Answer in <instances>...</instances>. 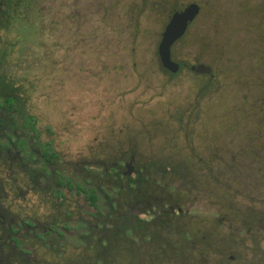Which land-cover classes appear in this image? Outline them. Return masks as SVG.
I'll use <instances>...</instances> for the list:
<instances>
[{
	"label": "rangeland",
	"instance_id": "obj_1",
	"mask_svg": "<svg viewBox=\"0 0 264 264\" xmlns=\"http://www.w3.org/2000/svg\"><path fill=\"white\" fill-rule=\"evenodd\" d=\"M107 1L113 10L109 19L101 8L106 0H41L46 14L35 20V27H42L37 38L14 53L21 61H34V68L18 75L28 71L35 82L37 128L65 158L69 172L78 173L84 164H121L119 157L127 151L138 172L146 165H186L191 151V165L217 167L223 139L229 153L241 149L236 141L256 136L254 150H264V2L237 9V0H164L167 5L159 7L160 0ZM191 3L205 9L188 39L175 45L174 59L187 68L212 65L209 92L203 91L201 77L184 70L172 80L156 65L170 14ZM205 31L210 52L218 57L226 50L235 58L233 69L228 60L208 58ZM231 159L226 155L225 162ZM250 204L239 208L248 211ZM226 235L228 254L236 255L234 239ZM246 245H252L251 236ZM253 257L247 253L246 261Z\"/></svg>",
	"mask_w": 264,
	"mask_h": 264
},
{
	"label": "flooded vegetation",
	"instance_id": "obj_2",
	"mask_svg": "<svg viewBox=\"0 0 264 264\" xmlns=\"http://www.w3.org/2000/svg\"><path fill=\"white\" fill-rule=\"evenodd\" d=\"M25 4L31 12L33 0H0V45L8 43L4 37ZM199 6L185 36L202 13ZM209 66L212 72L204 76L214 81ZM16 122L0 120V264H264V150H254L257 136L236 141L243 151L230 153L223 139L217 167L191 165V151L186 165H146L138 172L127 151L121 164L105 169L121 181L100 193L98 163L69 172L53 143L33 127L24 134ZM50 148L57 156L53 163ZM129 169L132 175H126ZM245 202L251 203L248 211L239 208ZM227 233L236 255L228 254ZM249 252L254 261H246ZM212 257L218 259L212 263Z\"/></svg>",
	"mask_w": 264,
	"mask_h": 264
},
{
	"label": "trees",
	"instance_id": "obj_3",
	"mask_svg": "<svg viewBox=\"0 0 264 264\" xmlns=\"http://www.w3.org/2000/svg\"><path fill=\"white\" fill-rule=\"evenodd\" d=\"M40 1L41 0H33V7L31 12L28 11L29 8H26V4L24 5V11H23V16L22 17H18L17 20L18 22H16L17 26L14 27L12 30H10L9 35L5 36L4 39L7 40L8 43H3L0 45V120H3V122L9 121V124L11 123V120H17L16 124L17 127L21 130H23L24 134H27V131L33 127L35 128V132L37 134H40L41 131L37 128V124L39 123L38 120V116H36V106L35 104H33V97L35 94V90H36V84L33 81V79H31L28 75V71H26V75H23L21 77H19L18 72H20L21 70H28V68H34V61L33 63H28L27 62V58L26 61L24 60H20L18 58L14 57V53L17 49L21 48L22 45L26 46L28 43L30 42V40H34L35 38H37V34L39 33L40 28H42L40 26V28H36L35 27V20L39 19L40 17H44L45 16V12H41L40 11ZM173 2L175 0H172ZM238 4H236V7L239 6V2H243L246 4H253L255 5V3L253 2V0H237ZM171 2V1H170ZM160 5L161 6L163 4V6L167 5V1L164 2V0H160ZM109 4V1L106 0V2L101 6V8H105L108 10L104 13V19H109V18H113L111 17L112 14L111 12L113 11ZM214 4H210V7L208 8L207 12H209V9L213 6ZM203 8L205 9V6L202 5ZM90 10L94 7V6H89ZM251 7V6H250ZM145 9H149V8H145ZM238 9V7H237ZM173 10V9H172ZM177 11V10H176ZM233 11V10H232ZM128 14H129V20L130 22H132V7H129L128 9ZM207 12H206V16H207ZM91 17H94V14L92 12V10L90 11L89 14ZM171 16V14H170ZM170 18V17H169ZM206 18V17H205ZM134 20V18H133ZM43 21V19L41 20ZM135 21V20H134ZM134 21L132 22V25L134 23ZM167 22V21H166ZM131 24V23H130ZM210 29V28H209ZM208 29V33L209 30ZM15 33V37L16 38H12V36H10V34ZM138 33V31H136ZM207 32L205 31V36L203 37V49L204 52L206 51L208 58L209 56L211 58L216 57L214 56L211 52H210V47L211 45H209L206 40H207ZM196 34V33H195ZM193 36L194 39H192L191 37H189V39L195 40V38H197L198 34H196ZM186 39H188V34L178 43H184L186 41ZM188 41V40H187ZM198 41H200L198 39ZM189 42V41H188ZM263 43V42H262ZM224 52L222 53H218V57H216L217 60H223L225 62V60L230 61V69H233V65H234V61L235 58L233 56L228 55V53L226 52V50H223ZM155 57H157V53L155 55ZM158 61L156 62V65L159 66V70L161 71V73H163L164 75L168 76L170 79H176L178 78L184 70H187L189 72L190 75H193L195 77H201L202 79V89L205 92H209L213 89L214 87V82L209 80L206 76H200L197 75L195 73H193L189 68H187L183 63H180L181 68L179 70V72L177 73H172L166 69L163 68V66L160 63V59L159 57ZM156 61V60H155ZM220 63V61H219ZM212 66V65H211ZM220 67V65H219ZM187 68V69H185ZM219 69V68H218ZM204 92V93H205ZM42 134V133H41ZM25 144V140H21L20 144ZM52 148H50V155L49 157L51 158V163L54 162V160L56 159V154L52 153ZM99 169L101 170L98 174V190L99 192H108L109 189V183L111 181H115V182H119L121 181V178L119 176V174H114V176L109 175L106 173V168H103L102 165L98 164ZM114 177V179H113ZM80 178V177H79ZM78 178V179H79ZM85 177H83L84 179ZM88 180L90 181V174L88 175ZM75 178L71 177V178H67L68 182H75ZM138 180H135L133 183H136ZM102 183H106L105 185H102ZM116 188H119V190L121 191L122 186L121 185H115ZM135 187V186H134ZM87 196H89L90 198H94L95 195L92 193H88Z\"/></svg>",
	"mask_w": 264,
	"mask_h": 264
},
{
	"label": "water",
	"instance_id": "obj_4",
	"mask_svg": "<svg viewBox=\"0 0 264 264\" xmlns=\"http://www.w3.org/2000/svg\"><path fill=\"white\" fill-rule=\"evenodd\" d=\"M200 11L201 7L197 3H191L172 13L158 46V55L164 69L172 73L179 72L180 65L172 59V47L185 36ZM191 71L197 75H209L212 68L206 64H195L191 66ZM126 175H132V169H129Z\"/></svg>",
	"mask_w": 264,
	"mask_h": 264
}]
</instances>
